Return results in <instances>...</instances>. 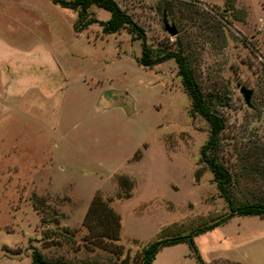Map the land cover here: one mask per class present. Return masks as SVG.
Returning <instances> with one entry per match:
<instances>
[{
  "label": "rangeland",
  "instance_id": "374dc122",
  "mask_svg": "<svg viewBox=\"0 0 264 264\" xmlns=\"http://www.w3.org/2000/svg\"><path fill=\"white\" fill-rule=\"evenodd\" d=\"M116 1L153 47L183 42L223 119L219 157L236 176L234 197L264 193V173L249 167L264 165V0H233V9L225 0H170L175 34L158 0ZM75 17L49 0H0V264H29L31 246L63 264H119L82 224L96 192L119 215L114 243L129 259L163 226L183 234L227 211L199 162L208 124L189 112L174 59L145 67L139 39L125 29L102 33L96 22L76 32ZM121 174L134 181L127 198L115 197ZM193 241L209 264H264V217L233 215ZM152 264L199 263L180 241Z\"/></svg>",
  "mask_w": 264,
  "mask_h": 264
},
{
  "label": "trees",
  "instance_id": "16d2710c",
  "mask_svg": "<svg viewBox=\"0 0 264 264\" xmlns=\"http://www.w3.org/2000/svg\"><path fill=\"white\" fill-rule=\"evenodd\" d=\"M64 8H70L76 11V17L73 21V29L76 32L86 28L91 23H98L102 33L117 32L125 29L131 39L140 40V54L137 57L139 64L145 67H151L167 59H174L177 66V75L180 78L181 85L190 100L189 112L202 117L208 124V134L199 149V162L205 166L212 174V179L216 185L219 195L224 199L227 211L216 216L207 217L191 225V228L183 234H170L165 232L166 226L161 227L156 236L140 247L139 252L129 259L128 251L123 250L121 244L114 241L119 238V215L108 205L110 197L105 199L96 192L91 198L82 224L87 230V239L96 247L108 250L116 256L119 264H152L158 250L168 244L180 241L188 242L192 255L199 264H209L205 262L199 254L193 241V236L199 232L213 228L219 225L233 215H259L264 217V193L259 194L254 199L238 200L233 195V189L237 187V179L232 175L229 169L224 165L219 157L220 150V132L223 128V119L214 109L211 98L208 97L198 82L192 63V58L183 51V42L176 41L175 48L167 46L156 48L150 45L146 40L145 30L133 17L122 8L116 0H49ZM233 9V0H225ZM97 6L109 11L110 15L105 20L98 19L91 11L90 6ZM156 7L163 10L162 21H166L165 11L172 12L174 4L170 0H158ZM165 10V11H164ZM244 15V14H243ZM242 12L239 15L233 13L234 18L242 19ZM141 152L136 150L132 159H138ZM260 164V165H259ZM251 164V170L257 173H264V165L261 162ZM249 169V168H248ZM246 171V170H245ZM252 173V171H250ZM201 174L198 168L194 172L195 178ZM119 189L116 191V198H127L131 195V189L134 181L127 175H119L117 178ZM29 264H63L62 261L45 256L36 246H31ZM83 264H97L87 262ZM113 264H116L114 262ZM215 264H243L240 261L229 259L218 260Z\"/></svg>",
  "mask_w": 264,
  "mask_h": 264
},
{
  "label": "water",
  "instance_id": "95a60500",
  "mask_svg": "<svg viewBox=\"0 0 264 264\" xmlns=\"http://www.w3.org/2000/svg\"><path fill=\"white\" fill-rule=\"evenodd\" d=\"M164 27L165 29L169 31L170 34L176 33V28L174 27V25H169L166 21H164ZM242 91L244 92V98H245V101L247 102L249 98L250 90H246L242 88Z\"/></svg>",
  "mask_w": 264,
  "mask_h": 264
}]
</instances>
